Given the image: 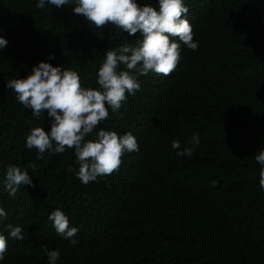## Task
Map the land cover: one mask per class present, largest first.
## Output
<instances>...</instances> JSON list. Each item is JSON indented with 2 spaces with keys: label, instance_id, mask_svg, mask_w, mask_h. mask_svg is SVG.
Returning <instances> with one entry per match:
<instances>
[{
  "label": "trees",
  "instance_id": "16d2710c",
  "mask_svg": "<svg viewBox=\"0 0 264 264\" xmlns=\"http://www.w3.org/2000/svg\"><path fill=\"white\" fill-rule=\"evenodd\" d=\"M37 2L0 0L7 41L0 49V207L7 213L0 235L8 245L0 264H48L53 249L57 264H264V191L254 158L264 149V0H182L198 49L182 45L173 72L138 76L140 90L126 93L118 112L108 107L86 140L100 128L131 133L139 151L87 185L67 172L78 167L73 150L38 160L25 146L31 128H49L47 111L34 119L6 83L44 61L98 89L105 52L137 37L111 24L97 29L74 4L37 9ZM134 2L158 10V0ZM193 134L199 147L177 155L172 141L182 150ZM9 164L28 171L33 185L14 197L4 189ZM56 209L79 229L76 245L48 220ZM9 223L22 227L23 240L8 237Z\"/></svg>",
  "mask_w": 264,
  "mask_h": 264
},
{
  "label": "clouds",
  "instance_id": "9594fccd",
  "mask_svg": "<svg viewBox=\"0 0 264 264\" xmlns=\"http://www.w3.org/2000/svg\"><path fill=\"white\" fill-rule=\"evenodd\" d=\"M74 4L72 11L84 17L97 29L114 25L128 36L137 37L132 43H125L117 50H107L97 72L98 89L82 88L76 71L62 66H52L40 61L24 78L10 79L6 87L13 90L16 100L25 109L31 110L34 119H39L45 110L49 118V128L33 127L25 137V146L35 149L38 160L46 152L59 154L66 149L74 152L75 164L67 172L74 173L81 183L87 185L98 177L111 175L118 170L121 157L126 152L139 151L136 138L131 133L120 135L115 131L100 128L95 140H86L94 129L108 118V107L118 112L128 95L140 90L138 76L150 71L168 76L181 59V46L190 50L198 49L193 40V30L185 18L189 9L182 0H158V10L150 4L138 5L134 0H38L35 7L44 9L46 4L60 8ZM178 37L179 42L174 39ZM7 41L0 37V49ZM54 55L49 59H54ZM123 65L124 70H118ZM107 106V107H106ZM200 144L193 134L181 150V143L173 140L171 147L179 156H191ZM261 166L259 186L264 191V149L255 155ZM36 171V164L30 165ZM23 185L33 186L28 171L9 164L4 177V189L9 196H15ZM0 217L7 213L0 207ZM52 227L60 237L76 245L79 232L70 227L67 216L59 209L48 215ZM9 238L23 240V229L9 223L6 225ZM8 250L7 238L0 235V261ZM48 264H57L60 259L58 249L47 252Z\"/></svg>",
  "mask_w": 264,
  "mask_h": 264
}]
</instances>
